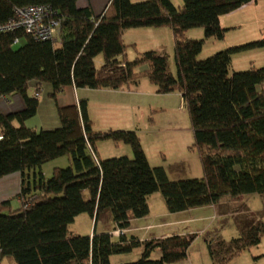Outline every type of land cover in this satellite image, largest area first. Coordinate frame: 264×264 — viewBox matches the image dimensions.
I'll return each instance as SVG.
<instances>
[{"label":"trees","instance_id":"obj_1","mask_svg":"<svg viewBox=\"0 0 264 264\" xmlns=\"http://www.w3.org/2000/svg\"><path fill=\"white\" fill-rule=\"evenodd\" d=\"M77 1L0 0V23L12 18L16 7L42 3L50 4L60 20L56 40H35L21 30L0 33V97L19 93L24 99L23 109L0 112V178L20 175L18 205L0 203V264L5 256L16 264H111V255L138 246L142 252L137 260L118 264L178 262L187 257L193 234L140 241L122 232L113 240L110 232L73 235L68 227L81 213L96 221L108 211L115 226L125 230L130 219L148 214L147 197L157 191L169 213L217 204L224 196L264 193V66L229 72L231 56L264 47V35L204 59L198 58L203 40L186 37L188 29L201 27L206 38L221 39L227 29L219 17L255 0H182L181 7L170 0H110L97 16ZM150 27L171 30L175 74L168 69L166 54L156 50L127 60L123 32ZM98 54L103 57L99 69L94 64ZM136 68L142 70L137 73ZM141 77L158 93L180 94L201 178L169 180L163 167L149 164L135 131H94L86 99L56 106L60 124L54 129L25 125L39 102L38 95L27 94L30 81L38 85L35 92L49 83V96L55 100L68 85L119 90ZM99 140L129 145L132 158H99ZM61 156H68L70 164L54 167L46 178L42 164ZM262 235L264 222L257 219L239 226L237 237L217 240V251L206 240L208 252L223 264L257 245ZM156 248L160 256L151 259Z\"/></svg>","mask_w":264,"mask_h":264},{"label":"rangeland","instance_id":"obj_2","mask_svg":"<svg viewBox=\"0 0 264 264\" xmlns=\"http://www.w3.org/2000/svg\"><path fill=\"white\" fill-rule=\"evenodd\" d=\"M130 1L139 2L144 0ZM170 1L175 7L182 6V0ZM219 20L220 26L227 29L221 39L206 38L201 27L190 28L186 31L187 38L203 40L202 49L198 54L199 59H204L228 47L242 45L262 38L264 35V0H255L230 15L221 16ZM161 28L155 29V31L154 29L149 30L153 32L166 30L160 36L161 44L163 52L167 56L168 69L172 74H175L176 67L171 31L167 27ZM138 32L140 31L138 30ZM19 45L20 43L17 44V46ZM126 45L127 60H133L144 51L158 49V46L151 47L153 48L151 49L142 42L138 46ZM102 62V54H98L94 59L95 67L99 69ZM263 66L264 47L248 49L231 56L229 72ZM141 70L142 68H136L135 72L138 73ZM50 91L51 85L43 83L38 97L43 102L36 113L25 121V125L35 130L54 129L59 126L60 121L56 103L49 96ZM76 91L79 99L87 100L88 114L94 131L106 132L118 129L135 131L149 164L163 167L169 180L202 177V166L197 148L194 145L189 116L177 91L158 93L156 86L150 83L146 77H141L136 84L124 87L116 92L90 88H77ZM95 146L97 156L101 159L120 156L132 158L130 146L121 142L99 140L95 143ZM67 158L69 157L65 156L56 161L50 160L42 164L41 171L44 176L49 178L55 166H68L70 162ZM84 196L85 198L88 197V191H84ZM149 196L151 217L161 216L163 210H166L163 196L159 191ZM14 205L16 206V203ZM217 209L221 213L226 212L227 215H221L217 210L210 208L196 209L190 212L195 217H201L191 225L192 229L198 231L196 238L189 246L185 259L166 264H218L216 258L210 256L206 240L211 242L212 247L217 251L219 247L217 240L228 241L237 237L236 220H241L239 222L240 228L257 219L264 222V193L244 194L242 197L227 196L222 199ZM187 215L189 213L175 212L173 216L162 217V219H174ZM110 216V212L104 211L100 214L96 223L95 219L87 213H81L69 225V234L90 235L94 231L99 232L105 228L112 230V228H109L112 225ZM139 223H143V221ZM193 235L195 236V234ZM126 236L129 239H139L135 235L126 234ZM111 237L113 240L117 239L112 235ZM141 252L142 246H138L131 252L111 255L109 260L111 264L132 262L140 257ZM150 258L156 259L158 254L152 251ZM1 264L16 263L12 257L5 256L1 259ZM223 264H264V235H262L257 245L242 250Z\"/></svg>","mask_w":264,"mask_h":264},{"label":"crops","instance_id":"obj_3","mask_svg":"<svg viewBox=\"0 0 264 264\" xmlns=\"http://www.w3.org/2000/svg\"><path fill=\"white\" fill-rule=\"evenodd\" d=\"M110 0H78L77 1V6L80 8L83 7H88L92 14L94 16L100 15L103 13L105 10L107 4L109 3ZM252 2L248 3L247 5L242 6L241 8L237 9L240 10L245 6H248ZM235 10V11H237ZM234 12V11H233ZM231 12V13H233ZM231 13L225 14V15H230ZM224 16V15H222ZM221 16L219 17V19ZM220 23V20H219ZM149 29H162V28H132V29H127L123 32L122 35V40L124 44H131V45H139L140 42L146 44L147 47H154L158 46V49L156 51L164 53L163 52V47L161 44V37L164 31L166 30H156V32L150 31ZM138 30L140 32H138ZM170 30V29H169ZM171 31V30H170ZM167 33V32H166ZM172 35V32H171ZM173 39V36H172ZM157 40H159L157 42ZM157 48V47H155ZM153 49V48H151ZM98 56V55H97ZM36 86H38L34 81H30L28 84V89H27V94L29 96H34ZM42 84L39 85L41 88ZM77 88L73 87L72 85L65 86L61 93L57 94L55 103L56 106H65V105H70V104H77V101L79 99L78 97V90L76 91ZM106 92H111V91H118V90H113V89H100ZM121 90V89H119ZM72 95H71V94ZM40 96V92L38 97ZM38 107L37 110L40 108V104L43 101H40L38 99ZM24 107V99L19 93H12L6 96H1L0 97V112L1 113H9L13 111H18L23 109ZM17 125V123H14ZM28 126V125H27ZM29 127V126H28ZM65 157V156H61ZM55 158L51 161H56L57 159L61 158ZM68 157V156H66ZM68 161L70 162V158H67ZM58 167V166H55ZM19 186H20V175L18 172H13L8 175H5L0 178V203L1 202H9L10 206L16 207L19 203L16 195L19 191ZM227 196H224L222 199H224ZM229 197V196H228ZM235 197H242V195H238ZM150 196L147 197V204L149 208V212L146 216L141 217V218H133L130 219L129 221V227L123 231L124 234H130V235H135L139 237L140 241L143 240H148L151 238H163L166 236H170L172 234H180V235H188V234H195L194 239L196 238L197 235V230H194L191 228V225L193 222L198 221L201 217H195V215H192L190 212L198 209H214L217 210L218 213L221 215H227L226 212H220L217 208L219 207L222 199L220 200L219 203L213 204V205H206L203 207H198V208H192L188 209L185 211L177 212V213H182V214H187L189 215L180 217V218H174V219H162V217L167 218L173 216L175 213H169L166 210H163L161 213V216L157 217H151V209L149 205V200ZM16 203V206L14 205ZM219 214V215H220ZM110 219L112 220L111 216ZM98 219L95 221L97 223ZM143 221V223H139ZM239 222L241 220H236V228L239 226ZM105 228V227H104ZM110 229H102L99 232H111L114 230H118L112 220V225L109 226ZM69 229V227H68ZM69 231V230H68ZM97 232V233H99ZM114 237V236H113ZM116 238V237H115ZM193 239V240H194ZM154 253L158 254V257L160 256V249L156 248L153 250Z\"/></svg>","mask_w":264,"mask_h":264},{"label":"built area","instance_id":"obj_4","mask_svg":"<svg viewBox=\"0 0 264 264\" xmlns=\"http://www.w3.org/2000/svg\"><path fill=\"white\" fill-rule=\"evenodd\" d=\"M54 10L48 3L32 4L16 7L14 16L6 22L0 23L1 32L21 30L35 40H56L59 35L60 20L54 17ZM18 39L15 38L14 42ZM39 95V92H35ZM0 130V140L2 139ZM124 230L111 231V235L118 237Z\"/></svg>","mask_w":264,"mask_h":264}]
</instances>
